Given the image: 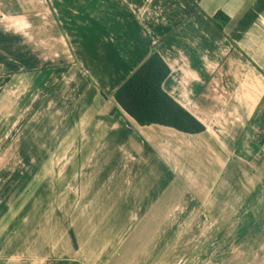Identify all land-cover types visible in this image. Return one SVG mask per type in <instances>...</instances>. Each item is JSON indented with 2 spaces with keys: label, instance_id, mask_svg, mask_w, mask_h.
Wrapping results in <instances>:
<instances>
[{
  "label": "crops",
  "instance_id": "obj_1",
  "mask_svg": "<svg viewBox=\"0 0 264 264\" xmlns=\"http://www.w3.org/2000/svg\"><path fill=\"white\" fill-rule=\"evenodd\" d=\"M0 49L24 55L0 56V107L25 90L8 124L0 110V264L264 250V0H0ZM155 51L203 132L140 125L116 101Z\"/></svg>",
  "mask_w": 264,
  "mask_h": 264
},
{
  "label": "trees",
  "instance_id": "obj_2",
  "mask_svg": "<svg viewBox=\"0 0 264 264\" xmlns=\"http://www.w3.org/2000/svg\"><path fill=\"white\" fill-rule=\"evenodd\" d=\"M170 67L155 51L115 92L122 109L140 125L161 124L186 133L205 126L164 89Z\"/></svg>",
  "mask_w": 264,
  "mask_h": 264
},
{
  "label": "rangeland",
  "instance_id": "obj_3",
  "mask_svg": "<svg viewBox=\"0 0 264 264\" xmlns=\"http://www.w3.org/2000/svg\"><path fill=\"white\" fill-rule=\"evenodd\" d=\"M7 1V0H6ZM17 1H27L28 5L30 6H33V5H37V1L38 0H17ZM34 1V2H33ZM20 49H11V52L9 53L8 50H5V49H0V53H1V57H4L6 58V60H8V62H12L14 63L17 67H21L23 66V53H19ZM10 59V60H9ZM6 60L4 59H1V61H5ZM22 60V61H21ZM21 61V62H20ZM13 64V65H14ZM24 86L22 87H17V92H16V103L15 102H11V103H6L4 105V107H0V110H2V124H4V121L6 122L5 124H8V111H10V113H14V109L17 110V114L22 112L23 110V104H24ZM21 95V96H20ZM20 96V98H19ZM5 111V112H4ZM24 121H25V115L22 114L20 115L18 118H17V127H20V126H24ZM232 245V243H231ZM237 247V246H236ZM238 248V247H237ZM231 249H233V246H231ZM256 251V253H254L253 251ZM264 250L261 249V247H258L257 250H256V247L254 246H247L245 249H242L241 247L239 248V250L237 249L236 252H233L234 254V259L231 258V260H237V258L240 259L239 263L240 264H264ZM225 254L227 253V250L224 251ZM253 252V253H252ZM253 255L254 257V260L252 261H249L250 259V256ZM228 261V260H226ZM235 262V261H234ZM221 262H217L216 261H213V262H210V264H220ZM233 263V262H231ZM238 262L236 261L234 264H237ZM227 264V263H226Z\"/></svg>",
  "mask_w": 264,
  "mask_h": 264
}]
</instances>
